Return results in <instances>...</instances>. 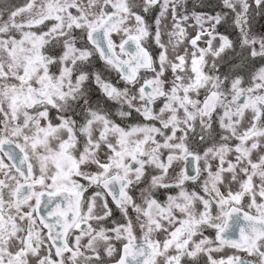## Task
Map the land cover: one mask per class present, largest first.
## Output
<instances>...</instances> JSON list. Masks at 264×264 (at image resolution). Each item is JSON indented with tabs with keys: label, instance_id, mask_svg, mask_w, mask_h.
I'll use <instances>...</instances> for the list:
<instances>
[{
	"label": "snow or ice",
	"instance_id": "snow-or-ice-1",
	"mask_svg": "<svg viewBox=\"0 0 264 264\" xmlns=\"http://www.w3.org/2000/svg\"><path fill=\"white\" fill-rule=\"evenodd\" d=\"M264 0H0V264H264Z\"/></svg>",
	"mask_w": 264,
	"mask_h": 264
},
{
	"label": "flooded vegetation",
	"instance_id": "flooded-vegetation-1",
	"mask_svg": "<svg viewBox=\"0 0 264 264\" xmlns=\"http://www.w3.org/2000/svg\"><path fill=\"white\" fill-rule=\"evenodd\" d=\"M262 25H264V20H257L256 27L259 29Z\"/></svg>",
	"mask_w": 264,
	"mask_h": 264
}]
</instances>
